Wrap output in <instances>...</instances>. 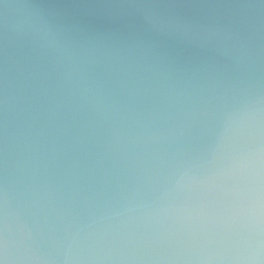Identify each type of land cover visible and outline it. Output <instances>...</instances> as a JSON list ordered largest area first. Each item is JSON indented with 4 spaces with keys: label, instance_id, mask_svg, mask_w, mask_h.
<instances>
[{
    "label": "clouds",
    "instance_id": "1",
    "mask_svg": "<svg viewBox=\"0 0 264 264\" xmlns=\"http://www.w3.org/2000/svg\"><path fill=\"white\" fill-rule=\"evenodd\" d=\"M0 264H264V0H0Z\"/></svg>",
    "mask_w": 264,
    "mask_h": 264
}]
</instances>
